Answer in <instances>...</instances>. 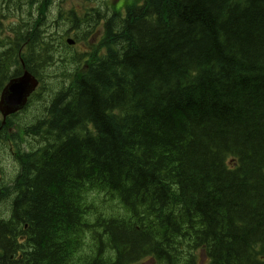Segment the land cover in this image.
Wrapping results in <instances>:
<instances>
[{
	"label": "trees",
	"instance_id": "16d2710c",
	"mask_svg": "<svg viewBox=\"0 0 264 264\" xmlns=\"http://www.w3.org/2000/svg\"><path fill=\"white\" fill-rule=\"evenodd\" d=\"M65 1L0 38V264H264V0Z\"/></svg>",
	"mask_w": 264,
	"mask_h": 264
},
{
	"label": "rangeland",
	"instance_id": "374dc122",
	"mask_svg": "<svg viewBox=\"0 0 264 264\" xmlns=\"http://www.w3.org/2000/svg\"><path fill=\"white\" fill-rule=\"evenodd\" d=\"M89 1V0H88ZM102 0H95L93 2H90V3H86V5H95V6H98V7H103V3H101ZM52 2H54L52 5H51V10H49V16L46 17V19L48 18L49 20L47 21V23L50 22V19L51 20H54L56 18V13H55V9H54V5H58L59 3V0H52ZM81 3V0H66L65 2H63V7H66L65 9H68L69 7L71 6H79V4ZM25 5V0H18V2L15 3V5H13V2L10 1L9 5H10V8H13V10L17 11L18 12V6L23 9L24 11V19L26 18V15L28 13V8L27 6L24 7ZM0 7L4 8V10L6 9V5L2 2H0ZM31 14H34L33 12H31ZM16 18V17H14ZM23 16H18L16 19H14V22H17L19 21L20 19H22ZM3 19H8L7 17H4ZM10 21L8 20H4V24H3V27L4 29H7V25ZM65 28L68 29V26H67V23H65ZM57 30V28L55 29ZM58 32H61V29H59ZM64 33V32H63ZM64 38V36H63ZM75 44H72L71 46H73ZM75 47H78L77 45H75ZM80 48V47H78ZM71 51V49H70ZM54 70H50L49 73H53ZM48 73V74H49ZM43 104L40 105V104H34V103H31L29 105V107L23 112L21 113L20 115H18L16 117V122L18 123H30L33 121V119L37 118L41 111V108H42ZM4 154V155H3ZM10 153L7 151V148H3L2 145H0V178H6L7 180H11L14 175L16 174L17 172V167H16V164H14V162L12 161V158L10 157L9 155ZM15 167V168H14ZM119 209V208H118ZM120 210V209H119Z\"/></svg>",
	"mask_w": 264,
	"mask_h": 264
},
{
	"label": "water",
	"instance_id": "95a60500",
	"mask_svg": "<svg viewBox=\"0 0 264 264\" xmlns=\"http://www.w3.org/2000/svg\"><path fill=\"white\" fill-rule=\"evenodd\" d=\"M36 80L28 72L17 78H11L0 95V111L4 118L7 114L20 109L26 102L29 93L34 89Z\"/></svg>",
	"mask_w": 264,
	"mask_h": 264
},
{
	"label": "bare ground",
	"instance_id": "6f19581e",
	"mask_svg": "<svg viewBox=\"0 0 264 264\" xmlns=\"http://www.w3.org/2000/svg\"><path fill=\"white\" fill-rule=\"evenodd\" d=\"M4 17H13L11 14H7V12L4 10V8H2V7H0V18H4ZM14 19H16V18H14ZM47 33H50L49 31H47ZM62 33V32H61ZM54 34V33H53ZM63 36V35H62ZM53 37H55V36H53ZM2 89H3V85H2V87L0 88V93H1V91H2Z\"/></svg>",
	"mask_w": 264,
	"mask_h": 264
},
{
	"label": "flooded vegetation",
	"instance_id": "af4514ba",
	"mask_svg": "<svg viewBox=\"0 0 264 264\" xmlns=\"http://www.w3.org/2000/svg\"><path fill=\"white\" fill-rule=\"evenodd\" d=\"M68 30H69V29H68ZM61 35H64V33L62 32ZM64 38H66L65 35H64ZM21 46H22V48L25 50V33H24V35L22 36ZM4 47H6V46H5V45L1 42V40H0V50H1L2 48H4Z\"/></svg>",
	"mask_w": 264,
	"mask_h": 264
}]
</instances>
